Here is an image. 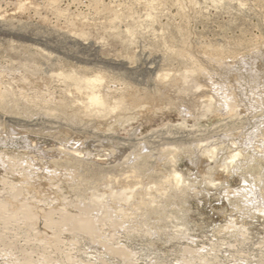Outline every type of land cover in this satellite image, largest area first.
<instances>
[{"label": "rangeland", "instance_id": "rangeland-1", "mask_svg": "<svg viewBox=\"0 0 264 264\" xmlns=\"http://www.w3.org/2000/svg\"><path fill=\"white\" fill-rule=\"evenodd\" d=\"M0 88V264H264V0H0Z\"/></svg>", "mask_w": 264, "mask_h": 264}, {"label": "bare ground", "instance_id": "bare-ground-1", "mask_svg": "<svg viewBox=\"0 0 264 264\" xmlns=\"http://www.w3.org/2000/svg\"><path fill=\"white\" fill-rule=\"evenodd\" d=\"M58 12H60V10H58ZM71 20L73 21V19H71ZM208 53L207 54L204 53V54L208 55ZM217 53L218 52H215V53L212 52V55L210 53L211 56L208 55V57L210 56V58H211L213 55H214V57H216V56H218ZM181 56H185V57L189 58L192 61L191 56L189 57L188 52H186V51H182L181 52ZM214 57H212V58H214ZM193 62H194L193 64H195V61H193ZM196 69H197L196 70V72H197L196 79H204L205 75L203 74V70H202L203 68L200 67V66H198ZM67 78H70V80H75V81L78 80V81L83 82L85 84L86 88L89 90V91H87L88 102L85 103V107H87L88 109L93 108V110H99V111L100 110H103V111H106L105 108H107L108 105H109L108 104V102H109L108 100L110 99V96L108 94L102 96V95L99 94L98 91L95 90L96 89L95 83L98 82V81H101V80H99V78H95V79L80 78V79H77V78H75L73 76H68ZM161 78H163V77H161ZM180 79L181 80H185V83H186V76H183ZM13 81L19 82L21 86H26L28 84H33L32 86L35 85V83H33V81H29L28 79H19V78L17 79L16 78V80H15L13 78ZM161 87L163 88V90H170L171 91V90H173L172 88L174 86H172L171 83L168 86H164V83H163V86H161ZM167 92H169V91H167ZM178 92L180 93L181 91H178ZM78 93L80 94L81 92L79 91ZM11 94L12 95H15V92L14 91L10 92V91H7V90L6 91H1V88H0V105H2L5 101H6L5 103H7V100H5V99H6V97L10 96ZM132 94H133V90H130L129 92L125 93L124 95H121V97H119L120 100H118L116 98L119 103L118 102L117 103L114 102V103H116V105L115 106L113 105L114 107L111 108V109L115 111V109L117 108V106L119 107V106L125 104V101H127V104L129 105L130 103L128 101L129 100L131 101V98L130 97L132 96ZM14 97L12 96V98H14ZM10 100H12V99L10 98ZM131 102L134 103L133 101H131ZM167 102H168V100H167ZM169 102L171 103L172 101H169ZM119 104H121V105H119ZM127 104H125L124 107H126ZM131 107H134V106H131ZM108 108H107V110H108ZM120 108H122V107H120ZM110 110L108 112H110ZM112 110H111V112H112ZM210 110H212V109H210ZM238 155L234 156V158L237 157ZM174 173H173L172 177H173V179L177 180V182H178L180 176L178 175V173L177 174L176 173L174 174ZM18 186H19V184L16 185L14 183H10L9 184V187L11 189L10 193L13 192V190L17 189ZM24 187L26 189V186H24ZM10 196H11V199L6 198L5 196H3V195L0 194V226H2V224H3L2 227H3V230H4L2 240L6 237V232H7L6 230L9 229V226L8 225H13V227L14 226H17L21 230V233H23V234L26 235V240L28 238V232L31 231L33 233V235H34V238L33 239H35L36 241L38 240L41 245L46 246L47 245V241L39 239V236H41V234H40L41 232L39 230H37V228H36L37 219H39L40 217L37 215L36 212L33 211V208L31 207V205L25 199H23L25 201H22L21 198L19 199L16 194H10ZM98 200H99V198H96L97 204L100 203ZM15 201H16V204H13V202H15ZM53 217H54L53 212L50 211V212L44 213V217L43 218L45 219L46 226L50 227V229L51 228L57 229L56 231L54 230L55 233H53L54 236H53V240H52L51 244H54L55 246H58L59 244H61V238H60V236L62 235L60 233V236H59V230L58 229L61 228V227L63 228L66 223H69L68 220H71V217H70L69 214H66V215L63 214L62 217H61V220H59L58 222H56V220L54 221L55 218L53 219ZM14 222L16 224H13ZM74 225H75V229L80 230V231H83V232H85L89 236H92V234L96 230V224L93 225L92 221L88 217H82L81 219L75 220L74 221ZM17 235H18V232H15V236L14 237L16 238ZM28 240H29V238H28ZM46 248H47V246H46ZM59 248H61V247L59 246ZM68 256L70 257L71 255H68ZM69 257H68V259H69ZM70 259H72V258L70 257ZM23 264H35V263H33L32 260L26 259L23 262Z\"/></svg>", "mask_w": 264, "mask_h": 264}]
</instances>
